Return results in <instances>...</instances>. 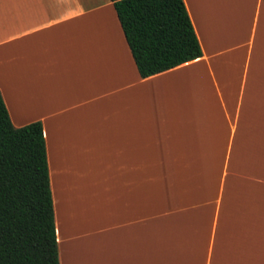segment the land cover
I'll return each mask as SVG.
<instances>
[{
	"label": "crops",
	"instance_id": "crops-1",
	"mask_svg": "<svg viewBox=\"0 0 264 264\" xmlns=\"http://www.w3.org/2000/svg\"><path fill=\"white\" fill-rule=\"evenodd\" d=\"M183 1L202 57L142 78L110 0H0L59 264H264V0Z\"/></svg>",
	"mask_w": 264,
	"mask_h": 264
},
{
	"label": "trees",
	"instance_id": "trees-1",
	"mask_svg": "<svg viewBox=\"0 0 264 264\" xmlns=\"http://www.w3.org/2000/svg\"><path fill=\"white\" fill-rule=\"evenodd\" d=\"M140 77L202 57L183 0H110ZM0 264H59L42 124L12 125L0 93Z\"/></svg>",
	"mask_w": 264,
	"mask_h": 264
}]
</instances>
